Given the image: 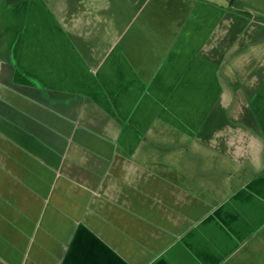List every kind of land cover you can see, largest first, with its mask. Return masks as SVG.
Segmentation results:
<instances>
[{"label":"crops","instance_id":"1","mask_svg":"<svg viewBox=\"0 0 264 264\" xmlns=\"http://www.w3.org/2000/svg\"><path fill=\"white\" fill-rule=\"evenodd\" d=\"M237 1L0 0V264H264L263 105L208 153Z\"/></svg>","mask_w":264,"mask_h":264},{"label":"rangeland","instance_id":"2","mask_svg":"<svg viewBox=\"0 0 264 264\" xmlns=\"http://www.w3.org/2000/svg\"><path fill=\"white\" fill-rule=\"evenodd\" d=\"M251 4L258 6L257 10H254L255 12L253 13L259 17L245 16L242 18H236L239 20L238 22L235 19L237 22L236 24H239L240 27L243 25L240 31L237 30L238 32L236 31V33L232 31L231 34L220 28V31L216 36L215 41L218 49H216L215 57L216 60L219 61V72L222 76V81L224 82L219 104H221L222 109L227 110L229 119L228 124L232 128L230 129V127L227 126L225 130L224 128L217 130V128L221 125V121H223V115L220 111L215 113V119L212 123L214 125L215 136H212L213 138L211 142L216 141V144H213L215 145L213 147L214 151L212 149L208 150V153L210 154L209 156H222L221 150L223 148V143L229 141L228 139H230L231 144H234L233 147H231L233 148L231 152L235 156H243L246 153L245 151L251 147L250 152H253L254 145L252 143L255 142L254 131L248 128V131L245 134V126H242L241 129L239 128L240 126L238 123L243 122L244 125L246 124L249 127L254 125L251 121L252 117L250 118L249 115V112L252 111L251 106L253 107L262 104L263 107L261 114L264 116V91L261 92V90H259L257 94L250 95L252 90L258 87L257 85L259 83L258 77L253 76L254 73H264V0H258L257 4L255 2H251V0H238L235 7H253ZM138 6L139 5L136 4L134 9L136 10ZM148 10L149 6L148 8L145 7L141 16ZM141 19L142 18L138 19L137 23H139ZM232 22V24H234L233 18ZM135 25L137 26V24ZM224 26L225 28H228L226 24ZM261 42L262 47L260 49ZM233 45L235 49H233L229 55L223 53L222 50H224L225 47L229 46L230 48ZM244 46H247L249 50L255 49L250 52L253 54L251 57H249V53H246L241 57L237 56L239 55L238 53L242 51ZM231 49L232 48H230V50ZM228 133L229 135L227 136V139H224L223 136ZM239 143H242V145L239 146ZM248 143L250 146H245ZM245 147L247 150H245ZM194 156H197V154H194Z\"/></svg>","mask_w":264,"mask_h":264}]
</instances>
